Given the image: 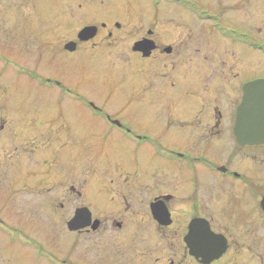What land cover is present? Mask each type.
<instances>
[{"label": "flooded vegetation", "instance_id": "obj_1", "mask_svg": "<svg viewBox=\"0 0 264 264\" xmlns=\"http://www.w3.org/2000/svg\"><path fill=\"white\" fill-rule=\"evenodd\" d=\"M225 1L229 7L230 2L236 0ZM239 1V9L235 12L238 11V19H243L244 0ZM200 4L197 7L181 6L195 17V27L198 26L200 31L206 27L220 31L221 27L232 32L222 21L223 12H217L225 7L212 6L207 0ZM109 8L105 6V9ZM259 16L263 22L264 1ZM103 21L95 20L81 26L64 42L53 35L50 43L57 53L51 50L49 43L39 44L47 48L50 59L85 50L97 65L102 62L108 67L113 66L114 73H137L139 79L132 81L135 85L132 93L139 97V102L149 94L144 105L150 108L159 101L163 88L161 85L151 87L154 70L148 69V63H154L151 60L155 58L171 56L177 51V44H158L153 40L155 33L146 29L131 43V56L125 61L117 54V34L119 36L122 31L120 24L110 19ZM208 22L211 23L209 26ZM86 27H95L94 37L78 40L79 32ZM187 30L189 34L185 35L182 46L194 45L199 40L192 39L194 27ZM62 31L59 27V32ZM221 34L229 42L247 43L250 49L264 55V47L255 41L250 43L246 33L236 40L231 35ZM69 42L75 43L73 51L65 49ZM140 42L153 46L148 56L134 50V45ZM194 54L197 61L198 50ZM224 56L226 63L229 56L226 51ZM175 61L169 67L162 66L169 76L161 73L160 80L163 83L167 79L173 80V87L180 85L184 91L196 93L192 94L194 102L172 103L160 118L162 130L156 137L184 138V142L177 141L176 146L162 145V150L169 156V160L162 162V171L152 174L155 166H146L130 149L126 150L130 158L125 160L104 158V154L87 155L80 158V167L67 173L78 178V184L68 182L62 201L52 206L54 198L47 195L51 189L44 186L50 182V175L61 173L41 170L40 163L35 171L40 173V178L33 179L35 173L27 171L24 175L25 170L19 165L21 161L16 163L12 171L17 172L18 180L24 178L23 186L13 187V180L4 186L5 190L9 188V196L0 213V242L18 244L23 252L21 260L16 262L0 251V264H264V143L241 145L234 134L236 111L246 83L232 86L238 75H233L232 81L214 75L211 78V70L188 69L181 66L180 60ZM28 74L43 85L37 84L38 88L74 99L96 117H102L105 124L100 126L103 129L100 132L106 139L123 138L140 148L149 143L151 136L155 137L124 120V108L117 114H108L106 106L93 102L75 87L67 86L58 79L59 75L50 76L40 70ZM222 85L230 89L235 87L236 99L225 92ZM38 125L36 121L27 124L32 130ZM15 135L13 133V137ZM37 139L42 141V138ZM42 142L49 148V139ZM178 143L187 146L182 148ZM23 191L32 203L36 196L42 198L36 205L40 216L36 211L32 219L26 208L20 209L14 192ZM5 210L7 216L12 211L16 217L15 226L9 225L5 216L3 218ZM23 216L29 221L23 222ZM49 217H54L53 221L61 227L59 234L43 223L51 220Z\"/></svg>", "mask_w": 264, "mask_h": 264}, {"label": "rangeland", "instance_id": "obj_2", "mask_svg": "<svg viewBox=\"0 0 264 264\" xmlns=\"http://www.w3.org/2000/svg\"><path fill=\"white\" fill-rule=\"evenodd\" d=\"M262 1L264 0L243 1L241 8L244 7V20L238 19V11L235 12L239 9V0L230 2L229 7L226 6L228 3L226 4L225 0H207V3L225 7L217 12H223L222 21L230 26L232 32L228 28L220 27L222 33L233 36L234 40L246 33L250 43L255 41L264 47V18L262 22L259 16ZM204 2L205 0H0V213L9 196V188H4L7 181L13 180V187L23 186L24 178L18 180L19 175L16 178L17 172L15 174L12 171L13 166L16 163L18 165L20 161L19 165L25 170L24 175L28 174L27 171L34 174L40 163L41 170L61 173L50 175V182L44 186L51 189L47 195L54 198L52 206H57L59 200L62 201L68 182L78 184L79 179L70 177L71 174L67 173L75 167H80V158L87 155L104 154V158L110 156L112 159L125 160L130 158L126 151L130 149L134 155L138 154V158L146 166H155L152 174H159L162 171V162L169 160L167 153L162 150V145L176 146L177 141L184 142V138L156 137L162 130L160 118L166 114L165 108L172 103L194 102L192 94L196 93L192 90L186 92L180 85L173 87V80L167 79L166 84L163 83L160 74H166L168 77L169 72L162 70V66L169 67L172 61L180 60L181 66L185 65L184 68L211 70V78L214 75L223 80L230 78L232 81L233 75H238L237 80L232 81V86H243L251 79L264 77L263 54L259 55L258 51L250 49L247 43L229 42L215 27H206L200 31L193 22L195 17L181 8L197 7ZM105 6L110 8L107 10ZM109 19L121 26L122 31L119 36L117 34V54L125 61L131 56V43L146 29L155 33L153 40L158 44L178 46L171 56L155 58L151 60L154 63H148V69L154 70V82L151 87L161 85L163 88L159 101L150 108L144 105L149 94L139 102V97L132 93L135 87L132 81L139 79L137 73H114L113 66L108 67L102 62L97 65V61L91 60L92 57L88 56L85 50L50 59L47 48L41 47L43 42L49 43L51 50L57 53L50 43L53 35L56 34L55 37L64 42L81 26L95 20L107 22ZM210 22L207 23L208 26ZM58 26L64 31L59 32ZM193 27L192 39L199 40L194 45L182 46L185 35L189 34L187 29L192 30ZM196 50L200 54L197 61L194 54ZM225 51L229 55L226 63ZM90 53L95 51L90 50ZM189 58L193 60L189 61ZM38 69L43 74L59 75L58 79L67 86L75 87V90L82 92L93 102L106 106L110 115L117 114L124 108V120L155 137L151 136L149 143L140 148L123 138L106 139L100 132L103 130L100 126L105 124L102 117H96L74 99L62 98L56 91H47V88L43 90L36 86L41 85L39 80L29 78L28 72L33 74L39 71ZM224 91L236 99L235 87L230 89L224 86ZM152 94L154 93H150ZM34 121L39 123L36 130L27 126L28 122ZM21 132L24 136H21ZM13 133L16 134L14 137ZM37 137L42 138L44 142L49 139V148ZM178 145L182 148L187 146L183 143ZM34 151H37L38 159ZM32 178H40V173H35ZM14 196L19 200L20 209L26 208L32 219L36 211L40 216L36 205L42 198L36 196L32 203L25 191L16 194L14 192ZM21 198L23 202L20 201ZM95 207L99 209L97 205ZM2 215L9 225L15 226L17 219L12 211L10 216H7L6 210ZM49 219L51 220L43 223L50 225V229L59 234L61 227L53 221L54 217ZM25 220L29 221V218L23 216V222ZM16 224L23 227L18 222ZM31 224L32 220L29 226ZM33 225L35 231V221ZM0 251L16 262L21 260L23 252L18 244L12 245L5 240L0 242Z\"/></svg>", "mask_w": 264, "mask_h": 264}, {"label": "water", "instance_id": "obj_3", "mask_svg": "<svg viewBox=\"0 0 264 264\" xmlns=\"http://www.w3.org/2000/svg\"><path fill=\"white\" fill-rule=\"evenodd\" d=\"M95 35V27H86L78 34V40H87ZM151 42V41H148ZM152 44V43H151ZM65 49L73 51L75 43L69 42ZM153 46L146 42L136 43L135 51L148 56ZM240 105L236 111L234 134L241 145L264 143V80L248 82L243 86Z\"/></svg>", "mask_w": 264, "mask_h": 264}]
</instances>
